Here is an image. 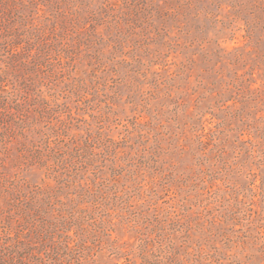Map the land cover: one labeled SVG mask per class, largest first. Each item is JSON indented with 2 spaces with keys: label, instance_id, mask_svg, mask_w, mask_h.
<instances>
[{
  "label": "rangeland",
  "instance_id": "374dc122",
  "mask_svg": "<svg viewBox=\"0 0 264 264\" xmlns=\"http://www.w3.org/2000/svg\"><path fill=\"white\" fill-rule=\"evenodd\" d=\"M0 264H264V0H0Z\"/></svg>",
  "mask_w": 264,
  "mask_h": 264
}]
</instances>
